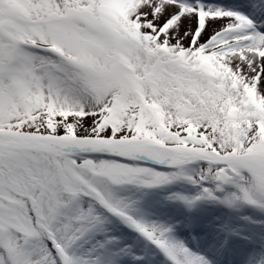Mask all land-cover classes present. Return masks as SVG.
I'll use <instances>...</instances> for the list:
<instances>
[{
  "label": "snow or ice",
  "instance_id": "snow-or-ice-1",
  "mask_svg": "<svg viewBox=\"0 0 264 264\" xmlns=\"http://www.w3.org/2000/svg\"><path fill=\"white\" fill-rule=\"evenodd\" d=\"M0 264H264V0H0Z\"/></svg>",
  "mask_w": 264,
  "mask_h": 264
}]
</instances>
